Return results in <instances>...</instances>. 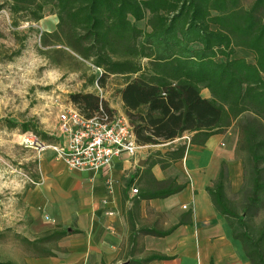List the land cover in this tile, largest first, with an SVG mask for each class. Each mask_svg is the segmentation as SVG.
Wrapping results in <instances>:
<instances>
[{"label": "trees", "instance_id": "16d2710c", "mask_svg": "<svg viewBox=\"0 0 264 264\" xmlns=\"http://www.w3.org/2000/svg\"><path fill=\"white\" fill-rule=\"evenodd\" d=\"M46 7L57 23L53 31L40 34L46 48L40 52L52 61L64 54L80 65L90 64L100 74H92L89 84L103 86L109 77L122 78L117 92L137 144L170 143L165 153H150L148 170L155 164L165 169L181 160L187 143L202 146L211 135L237 128L234 151L243 169L237 192L241 207L228 195L224 163L206 192L248 261L264 264V0L248 5L244 0L0 1V10L7 8L13 26L43 20ZM140 22L143 27L138 26ZM202 90L209 96L203 97ZM70 97L87 117L103 105L93 94ZM20 127L22 132L33 131L47 142H57L35 125L23 123ZM185 135H189L188 142L173 144ZM38 180L36 173L33 181ZM184 187L173 178L153 180L139 199L166 198ZM181 224L179 220L162 230L135 228L132 223V257L125 259L127 264L170 260L145 251L138 239L167 236ZM70 233L73 231L56 228L33 240H21L33 256H51L56 242Z\"/></svg>", "mask_w": 264, "mask_h": 264}, {"label": "crops", "instance_id": "0c3cea01", "mask_svg": "<svg viewBox=\"0 0 264 264\" xmlns=\"http://www.w3.org/2000/svg\"><path fill=\"white\" fill-rule=\"evenodd\" d=\"M237 139V128L232 126L211 135L202 146L187 143L184 157L165 169L155 164L148 170L147 160L150 153L168 151L170 143L143 145L136 158L123 154L97 171L68 169L54 160L50 152L45 153L36 160L39 180L25 191L23 198L30 223L26 239L33 240L56 228L73 233L56 242L51 256L37 257L29 252L21 263L9 261L127 264L125 259L132 257V223L135 228L164 230L182 220L167 236L145 235L138 239L145 251L171 257L149 264H251L206 192L218 177L222 163L227 169L230 192L237 193L240 189L243 169L241 160L235 156ZM186 140L189 135L173 144ZM168 178L184 184V189L166 198L139 199L147 184L151 186L153 180ZM132 189H137V193Z\"/></svg>", "mask_w": 264, "mask_h": 264}, {"label": "rangeland", "instance_id": "374dc122", "mask_svg": "<svg viewBox=\"0 0 264 264\" xmlns=\"http://www.w3.org/2000/svg\"><path fill=\"white\" fill-rule=\"evenodd\" d=\"M252 1L244 0L246 5ZM44 15L37 23L20 21L13 26L7 8L0 10V261L21 263L29 254V245L21 240L29 237L30 224L23 198L33 186L37 157L19 145L24 133L20 125H35L37 131L55 137L61 107L77 108L70 97L73 94H93L106 108L126 116L117 92L122 78L109 77L103 86L89 84L92 74H100L90 64L85 63L89 69L64 54L52 61L40 52L46 49L40 34L53 31L57 23L50 7ZM201 94L209 96L207 90ZM228 195L240 208L241 197L230 192V185Z\"/></svg>", "mask_w": 264, "mask_h": 264}, {"label": "built area", "instance_id": "2783aa9c", "mask_svg": "<svg viewBox=\"0 0 264 264\" xmlns=\"http://www.w3.org/2000/svg\"><path fill=\"white\" fill-rule=\"evenodd\" d=\"M56 121L57 142H47L28 131L19 136V145L34 152L37 158L50 152L54 160L62 162L68 169L92 171L107 167L113 158L123 154L136 158L142 147L137 144L127 117L101 103L90 117L77 108L63 106ZM132 192L137 193V189Z\"/></svg>", "mask_w": 264, "mask_h": 264}, {"label": "water", "instance_id": "95a60500", "mask_svg": "<svg viewBox=\"0 0 264 264\" xmlns=\"http://www.w3.org/2000/svg\"><path fill=\"white\" fill-rule=\"evenodd\" d=\"M143 164V162L142 163H139V166H141ZM122 264H126V263H122Z\"/></svg>", "mask_w": 264, "mask_h": 264}]
</instances>
